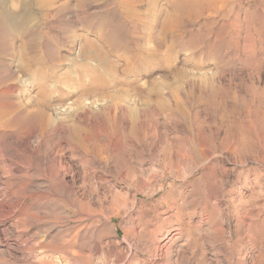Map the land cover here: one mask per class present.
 <instances>
[{"label": "rangeland", "instance_id": "1", "mask_svg": "<svg viewBox=\"0 0 264 264\" xmlns=\"http://www.w3.org/2000/svg\"><path fill=\"white\" fill-rule=\"evenodd\" d=\"M26 39L100 104L0 131V264H264V0H0L3 99Z\"/></svg>", "mask_w": 264, "mask_h": 264}, {"label": "bare ground", "instance_id": "2", "mask_svg": "<svg viewBox=\"0 0 264 264\" xmlns=\"http://www.w3.org/2000/svg\"><path fill=\"white\" fill-rule=\"evenodd\" d=\"M96 46L97 44L93 39L86 38L84 47H86L85 50H88V53H92L93 49H95L94 47ZM155 54L156 52L152 51V53L149 55ZM9 55L15 59L16 71L19 72L22 68L31 71L28 74L20 77L18 80L20 81V86L25 90L33 89L35 86H38L39 90L36 96H31L30 98L28 97L29 99H27V101L15 99V96L13 95L14 92H10L6 99H3L0 93V131H21L25 125L29 128H32L33 125L38 128H45L49 125H53L57 120L67 118L70 114L77 112L79 108H82V106L87 104L96 107L97 105L99 106V99L93 98L91 101H89L90 99L87 97L84 98L83 96H78L74 101L67 102L65 104L51 103V96L48 94H53L54 91L52 92V90H49L50 85L47 84L45 79L42 81H37V77L34 74L35 68L33 69V67L39 64L40 59L38 58L35 47L32 46V42L30 40H23L22 43L17 47L14 45L10 46ZM83 69L87 76L91 75L93 78H96L97 76L99 77L101 73L98 71L100 68H98L95 60H85L83 63ZM11 71L13 72V70ZM77 140L79 145L83 147L80 152L85 154L84 148L89 145L88 143L90 141V136L88 135L87 131L85 130V132H81L79 130L77 133ZM38 264L60 263L59 261L55 262L47 260L46 258H40Z\"/></svg>", "mask_w": 264, "mask_h": 264}]
</instances>
